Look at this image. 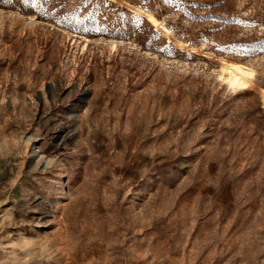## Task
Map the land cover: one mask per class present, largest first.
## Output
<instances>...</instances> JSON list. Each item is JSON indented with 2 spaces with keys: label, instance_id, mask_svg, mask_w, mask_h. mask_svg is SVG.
I'll use <instances>...</instances> for the list:
<instances>
[{
  "label": "rangeland",
  "instance_id": "374dc122",
  "mask_svg": "<svg viewBox=\"0 0 264 264\" xmlns=\"http://www.w3.org/2000/svg\"><path fill=\"white\" fill-rule=\"evenodd\" d=\"M0 264H264V0H0Z\"/></svg>",
  "mask_w": 264,
  "mask_h": 264
},
{
  "label": "bare ground",
  "instance_id": "6f19581e",
  "mask_svg": "<svg viewBox=\"0 0 264 264\" xmlns=\"http://www.w3.org/2000/svg\"><path fill=\"white\" fill-rule=\"evenodd\" d=\"M136 14L144 18L152 27L158 32L164 34L166 29L157 21L150 13L143 12L141 10H134ZM220 76L221 81L225 82L230 88L243 89L247 84L251 83V78L254 75V71L249 67L238 63L227 62L222 60L220 63Z\"/></svg>",
  "mask_w": 264,
  "mask_h": 264
},
{
  "label": "trees",
  "instance_id": "16d2710c",
  "mask_svg": "<svg viewBox=\"0 0 264 264\" xmlns=\"http://www.w3.org/2000/svg\"><path fill=\"white\" fill-rule=\"evenodd\" d=\"M39 15H40L41 17L45 18V19L50 18V15H49V14H45V15H44V13H42V11H40ZM163 42H164V41H163ZM145 48H147V47H145Z\"/></svg>",
  "mask_w": 264,
  "mask_h": 264
},
{
  "label": "water",
  "instance_id": "95a60500",
  "mask_svg": "<svg viewBox=\"0 0 264 264\" xmlns=\"http://www.w3.org/2000/svg\"><path fill=\"white\" fill-rule=\"evenodd\" d=\"M154 31H155V28H154Z\"/></svg>",
  "mask_w": 264,
  "mask_h": 264
}]
</instances>
